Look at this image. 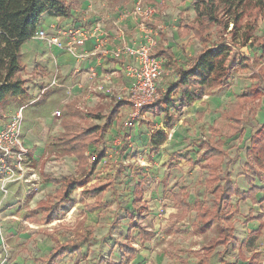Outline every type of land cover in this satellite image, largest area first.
I'll list each match as a JSON object with an SVG mask.
<instances>
[{"label": "rangeland", "instance_id": "obj_1", "mask_svg": "<svg viewBox=\"0 0 264 264\" xmlns=\"http://www.w3.org/2000/svg\"><path fill=\"white\" fill-rule=\"evenodd\" d=\"M67 1L73 4L75 15H79L80 2ZM118 1L134 5L132 14L139 23L138 27L142 20L145 21L148 29L157 31L155 39H162L168 45L174 55L173 64H167L169 68L174 64L188 67L205 48L229 43L231 54L227 63L231 67V76L222 88L213 90L181 112H175L173 123L163 113L146 110L144 113L148 121L140 120L134 128L127 129L125 121L128 114L124 110L127 104L123 103L110 131H106L110 135L107 148L100 142L96 150H89L90 154L104 151L105 157L92 172L91 180L85 187L107 184V189L96 195H86L84 187L76 189L72 193L75 204L64 214L62 208L66 201L60 204L59 186L45 180L48 176L78 177L77 157L64 155L59 143L64 133L63 122L70 119L71 129L75 132L88 125L102 124L106 117H83L78 104L75 106L72 102L62 107V101L66 99L63 89L54 90L39 102L26 107L23 111V139L27 143L25 145L30 147L31 162L23 172L15 173L14 178L6 182L7 193H4L0 182V264H44L55 245V239L77 244L82 253L80 264H118L122 260L119 243L124 242L128 234L140 251L135 259L124 264H202L204 247L223 232L221 225L216 223L212 230L202 234L193 224L196 220V202L212 209L214 199L212 188L206 184L208 172L203 166L206 162L202 157L201 143L220 140L226 151L225 162L235 158L230 170L235 184L240 186V179L245 173L244 154L250 145V135L264 123V97L260 102L251 104L252 111L246 113L242 124L244 131L241 133L233 134L235 125L225 116V112L248 86L258 81L264 86V79L255 78L258 68L253 70L240 64L243 58L250 63L260 59L264 64L263 47L250 41L243 44L241 37H233L232 23L226 29L216 26L209 28L205 41L186 33L184 25L195 17L192 0ZM220 16L224 21L229 19L222 14ZM244 23L245 20H242L240 25ZM255 35H264V20H259ZM32 38L27 46L29 48L24 47L30 62H33L30 57L34 51L43 50L44 54L48 51L53 54L54 50L35 35ZM135 41L138 42L137 39ZM168 67L162 79L164 91L175 82V73ZM22 71L24 78L36 73L32 66ZM30 98V94L25 100L11 97L3 112L13 115ZM112 102L102 106L101 112L105 116L110 114V107L114 106ZM90 109L86 114L90 113ZM57 111H61L59 116ZM260 112L262 116L257 118ZM7 120L0 118V125H5ZM158 128L166 130L168 137L159 152L153 153L150 136ZM85 155L91 159L88 151ZM188 156L193 161L199 159L200 163L192 162V165L186 158ZM247 172L256 175L252 170ZM255 178L259 185L264 184ZM139 181H142L140 209L149 213L140 222L128 215L133 210L135 194L139 192ZM183 202L188 205L187 208ZM237 207L239 212L234 217V235L239 243H245L240 248L230 245L226 257L231 264L236 261L242 264L250 258L264 264V226L257 230L260 225L257 217L261 214L264 220V204L262 212L254 208L248 210L234 197L226 210L232 211ZM54 209L59 219L48 223L47 217ZM139 229L151 231L148 241L142 242ZM222 249L221 245L216 247L208 264H220L217 253ZM75 256L68 254L58 264H72ZM100 259L105 261L100 262Z\"/></svg>", "mask_w": 264, "mask_h": 264}, {"label": "trees", "instance_id": "obj_2", "mask_svg": "<svg viewBox=\"0 0 264 264\" xmlns=\"http://www.w3.org/2000/svg\"><path fill=\"white\" fill-rule=\"evenodd\" d=\"M193 9L195 18L188 25L187 30H191L194 35L200 39L206 40V33L209 28L214 26L226 29L229 23L233 24L231 34L233 37H241L243 44L259 43L264 49V35L259 37L255 35L256 28L260 19L264 20V0H193ZM72 4L66 0H0V112L9 102L11 97H19L25 100L29 96L28 89L25 88L26 80L21 77V71L25 64L22 61V46L31 39L39 29L45 15L69 18L72 14ZM229 17L226 21L222 17ZM245 20L244 25H240ZM158 44V43H157ZM157 54H165L171 63L174 56L171 50L163 49L161 44L156 46ZM231 54L229 43H219L215 46L205 48L201 51L195 62L188 66L174 65L177 74L176 81L162 94V96L149 107L150 110L164 117L171 123L175 121V112L179 113L183 108L193 105L197 100L210 94L215 89L222 88L231 76V67L228 66V59ZM247 62V63H245ZM245 63V64H244ZM244 67L258 68L255 78L264 79V65L260 59L250 63L243 58L241 63ZM264 97V86L260 81L248 86L244 93L237 97L232 103L226 115L230 118L235 127L234 133L243 132L242 114L245 110L252 111L251 104L260 102ZM121 105H118L102 124L88 125L79 131H72L70 123L64 121V133L59 139V143L64 155H75L78 159V177H46V181L54 182L60 186L58 193L61 195V203L66 201L63 213L71 210L75 204L72 199V193L84 187L83 192L89 195H96L107 189V184H92L85 187L91 180L92 172L96 169L100 161L105 157L104 151H97L92 155V159L86 157V151L89 144H98L106 131L112 124L115 115L118 113ZM260 107V105H256ZM255 107V108H256ZM100 110H93L90 113L101 116ZM168 132L158 128L150 136L151 150L158 153L161 145L166 141ZM202 157L205 158V165L208 171L207 185L212 188L213 208L210 209L199 201L196 202L197 219L194 222L195 228L205 233L211 230L214 225L220 224L222 234L217 237L210 245L204 248V261L208 262L216 246L230 244L236 247L237 239L234 237V225L232 219L238 212V209L227 211V204L233 197H238L239 201L251 199L256 202V194L264 191V186L255 184V176L264 183V123L260 125L250 136V145L246 149V163L244 171L250 184L248 190H242L232 180L230 164L235 160L229 159L223 168L226 151L220 140L216 142L205 141L201 143ZM187 159L193 164H199L200 160L193 161L190 157ZM252 170L255 176L247 172ZM142 181H139L133 199V210L128 213L132 219L142 221L148 214L140 209L142 202L141 192ZM187 207V204H183ZM55 209L47 217V222H52L56 217ZM262 218V216H261ZM139 235L142 241H147L150 232L140 229ZM127 240L119 243L122 251V260L118 264L127 263L132 260L139 249L134 246L131 235H127ZM67 254H76L73 264H79L82 259L81 251L77 244L62 243L55 239V246L48 253L44 264H57V261ZM223 253H220L222 264ZM101 260L100 262H102ZM245 264H259L256 260L250 259Z\"/></svg>", "mask_w": 264, "mask_h": 264}, {"label": "built area", "instance_id": "obj_3", "mask_svg": "<svg viewBox=\"0 0 264 264\" xmlns=\"http://www.w3.org/2000/svg\"><path fill=\"white\" fill-rule=\"evenodd\" d=\"M131 12H125L128 15ZM143 41L137 46L123 43L121 47L109 49L107 37L101 22H97L92 28L84 25H70L62 27L54 23L46 28H39L35 37L43 41L50 49H59L73 56L79 63L76 73L81 69V63L87 62L92 57L106 59L112 57L121 62L119 71H98L97 66H90L87 77L78 85L85 90L82 99L78 101L79 109L86 114L92 105V101L112 98L118 104L127 101L130 106L128 118L125 121L127 129L134 128L140 120H146L145 111L149 109L165 92L162 88V79L165 72V61L155 54L157 31L148 29L142 23ZM122 34V30L119 29ZM94 39L92 52L87 51L86 43ZM58 73H55L49 82H44L30 103L38 101L52 87L59 86ZM122 79L123 83L119 81ZM120 81V82H122ZM74 86L66 89V99L62 104L74 97ZM25 106L13 113L5 125L0 128V182L2 189L7 193L5 184L14 178L15 173L23 172L28 164L30 149L23 139V123ZM59 116L61 111H57ZM148 121V120H146ZM108 143H104L107 148ZM93 155V154H92ZM95 155V154H94ZM93 157L91 156V159Z\"/></svg>", "mask_w": 264, "mask_h": 264}, {"label": "crops", "instance_id": "obj_4", "mask_svg": "<svg viewBox=\"0 0 264 264\" xmlns=\"http://www.w3.org/2000/svg\"><path fill=\"white\" fill-rule=\"evenodd\" d=\"M67 1V0H66ZM68 2V1H67ZM78 2H80V10H79V15H75V13H74V6H73V4L72 3H70V2H68V3H70V4H72V10H71V12H72V14H71V16L69 17V18H60V17H53V16H48V15H45L44 16V19H43V21H42V24L40 25L41 27H39V28H46V27H48L47 25L45 26V24H48V23H50V25H51V23H53V22H55L56 21V23H58V21L59 20H61V22H60V25H66V26H70V25H84V26H86V27H91V26H93V25H95L97 22H101L102 23V25H103V28H104V30H105V35H106V37H107V40H108V42H107V47L109 48V49H116V48H118V47H121L122 45H123V43H127L128 45H130V46H137V45H139L142 41H143V33H144V31H143V29H142V23H145V21H143L142 20V22L140 23V25H139V27H138V22H136V18H135V16L132 14V13H130V14H128V15H124V13L125 12H131L132 11V9L134 8L133 6L134 5H130V3H124V2H119L118 0H78ZM192 2H193V0L191 1V4H192ZM192 7H193V5H192ZM194 10V9H193ZM194 13H195V11H194ZM195 18V17H194ZM194 20V19H193ZM192 20V21H193ZM262 20V19H261ZM191 21V22H192ZM191 22L188 24V25H190L191 24ZM54 24V23H53ZM188 25H184V29L183 30H185V32L186 33H192L193 35H194V33L191 31V30H187V28L186 27H188ZM119 29H121L122 30V34L119 32ZM137 31V32H136ZM142 32V33H141ZM135 34L137 35V36H135ZM195 36V35H194ZM196 37V36H195ZM261 37V36H260ZM138 40V42H136L135 40ZM33 40V38H31V39H29L28 41H26L24 44H23V46H22V61H23V63L25 64V68L26 69H28L30 66H32V68H34L35 70H36V73L34 74V75H30L29 77H27V78H24L23 76H21V77H23V79H25L26 80V83H25V88H27L28 89V92H29V94H30V96H31V98H30V100H29V102L25 105V108L26 107H28L29 105H32V104H34V103H36V102H34V103H30L31 102V100H32V98L34 97V95H36V93L38 92V90L40 89V87L43 85V83L44 82H49L50 81V79H52V77H53V75L55 74V73H58V77H59V83H60V85L59 86H54V87H52L43 97H41L39 100H38V102L40 101V100H42L48 93H50V92H52V91H54V90H58V89H63V91L65 92V94H66V89H67V87L68 86H74V88H73V93H74V97H72V98H70L69 100H68V102H72V103H74L75 104V106H76V104L78 103V101L79 100H81L82 99V96L84 95V91L85 90H83L78 84L80 83V82H82V80H85L86 79V77H87V69L90 67V66H97V68H98V71L99 72H101L102 70H104V71H107V72H113V71H119V68L121 67V62L120 61H118L117 59H114V58H112V57H108V58H106V59H100V60H98V58H96L95 56L94 57H92V59L91 60H89V61H87V62H83V63H81V69H80V71H79V73L77 72L76 73V68H77V64L79 63L74 57H72L71 55H69L68 53H65V52H63V51H61V50H59V49H53L54 50V52H53V54H51L49 51H48V53H46V54H44V52H43V50L42 51H40V52H38V51H34V53H32L31 55V57L30 58H33L32 60H33V62H30L29 61V58H28V55H27V49H26V51L24 50V47L26 46V48H29V47H27L28 46V44L30 43V41H32ZM43 42V41H42ZM158 44H161V46L163 47V49H166V50H171L169 47H168V45H166L163 41H162V39H159L158 40ZM157 44V45H158ZM156 45V46H157ZM262 46V45H261ZM86 49H87V51H89V52H92L93 51V49H94V39H90L87 43H86ZM155 50H156V47H155ZM264 50V49H263ZM173 53V52H172ZM155 54L157 55V56H159V57H161V58H163L164 59V61H165V68L166 67H168V66H170V64H173V62L171 61V63L170 62H168L167 63V61H168V57L165 55V54H157L156 53V51H155ZM25 55H27V58H25L26 56ZM49 55V57H47ZM174 56V55H173ZM27 59V60H26ZM167 64H169L168 66H167ZM174 65H176V64H174ZM177 65H179V64H177ZM262 65H264L263 63H262ZM182 66V65H181ZM24 68V69H25ZM169 68V67H168ZM169 70H171L172 72L174 71V80L176 81V79H177V74H176V72H175V70H174V66H172V68H169ZM257 71H258V69H257ZM21 73L23 74V71H21ZM20 73V74H21ZM120 81H122V79H120ZM119 81V83L120 84H122L123 83V81L122 82H120ZM262 86V85H261ZM100 97L102 98V99H98V100H94V101H92V105L90 106V112L91 111H93V110H100L101 111V109H102V106H104L105 104L106 105H109V102H112L111 101V98H107V99H105V97H103V96H101L100 95ZM65 98H66V96H65ZM263 98V97H262ZM237 99V98H236ZM198 101V100H197ZM236 101V100H235ZM234 101V102H235ZM122 102V103H121ZM120 103H118V104H116L115 102H114V106L113 107H110L111 109V111H110V113L113 111V110H115V108L118 106V105H122L123 103H125L126 102V107L124 108V110L127 112V114H128V112H129V110H130V106H129V104L127 103V101H121ZM233 102V103H234ZM105 103V104H104ZM113 103V102H112ZM67 104V103H66ZM194 104V103H193ZM232 105V104H231ZM230 105V106H231ZM63 106H65V104L64 105H62V107ZM229 106V107H230ZM107 107V106H106ZM260 107H261V105H260ZM259 107V108H260ZM24 108V109H25ZM121 108H122V106H120V109H119V111H118V113L115 115V117H114V120H115V118L117 117V115L119 114V112H120V110H121ZM258 108V109H259ZM76 109H77V107H76ZM148 110H150V109H148ZM228 110H229V108H228ZM150 111H152V110H150ZM153 112V111H152ZM250 113L249 112V109L248 110H245L244 112H243V114H242V118L245 120V117H246V113ZM101 113V116L99 117V116H97L96 114H91V113H89V114H82V116L83 117H89L90 119L91 118H101V117H108V116H105V114L103 113V112H100ZM226 113L227 112H225V116H227L226 115ZM104 114V115H103ZM94 115V116H93ZM81 116V117H82ZM262 115H261V112L256 116L257 118H260ZM10 116L9 115H7V114H5L4 112H3V110L0 112V118L1 119H8ZM228 117V116H227ZM264 117V116H263ZM230 119V118H229ZM113 120V121H114ZM231 120V119H230ZM244 120H243V122H244ZM65 121H68L69 123H71V121H70V119H68V120H65ZM232 121V120H231ZM63 122V121H62ZM233 122V121H232ZM264 122V121H263ZM113 123V122H112ZM4 124H1L0 125V128L3 126ZM112 125V124H111ZM110 125V126H111ZM114 125H115V123H114ZM110 126L107 128V129H109L110 128ZM63 127H64V125H63ZM259 127V126H258ZM107 129H106V131H107ZM111 129H113L114 130V127L112 126V128ZM256 130V129H255ZM64 131H65V128H64ZM105 131V133H104V135H103V138H102V140L100 141L101 143H108V141H109V133L108 132H106ZM109 131H110V129H109ZM112 131V130H111ZM238 133H241V132H238ZM23 134H24V130H23ZM233 134H234V132H233ZM251 136V135H250ZM100 142H99V144H100ZM25 144H27L26 142H25ZM27 146V145H26ZM97 146H98V144H96V143H94V144H89V146H88V155H92L93 153H89V150L90 151H94V150H96L97 149ZM29 149H30V147L29 146H27ZM247 149V148H246ZM73 156H75V155H73ZM76 157V156H75ZM189 157V156H188ZM187 158V157H186ZM226 158V157H225ZM244 158H246V150H245V154H244ZM30 159H31V157L30 158H28V163H30L31 161H30ZM78 160V159H77ZM89 161H90V158H89ZM190 162V161H189ZM227 162V161H226ZM226 162H224V163H226ZM191 163V162H190ZM246 163V162H245ZM245 163H244V165H245ZM192 164V163H191ZM193 165V164H192ZM231 165V164H230ZM224 166V165H223ZM230 167V166H229ZM224 168V167H223ZM208 172V171H207ZM230 172H231V170H230ZM231 176H232V174H231ZM207 179H208V175H207ZM232 180H233V176H232ZM259 180V179H258ZM46 182H48V183H52V184H55L54 182H50V181H46ZM233 182H234V180H233ZM240 182H241V184H240V186H238V185H236V186H238V187H240L242 190H248L249 188H250V184H249V182H248V180H247V177H246V173H244V175L242 176V179H240ZM261 182V181H260ZM139 183V182H138ZM235 183V182H234ZM255 184H257L258 186H260V187H262V186H264V184L263 185H259L257 182H256V179H255V182H254ZM206 184H207V181H206ZM56 185H58V184H56ZM59 186V185H58ZM59 188H60V186H59ZM59 188H58V190H59ZM141 188H142V186H141ZM59 194V193H58ZM234 198V197H233ZM232 198V199H233ZM236 198H238V197H236ZM239 200V199H238ZM264 191H260V192H258L257 194H256V202H253L251 199H248V200H246V201H240V203L242 204H245L246 206H247V209L248 210H251V209H253L254 208V210L255 211H257V210H259L260 212H262V204H264ZM261 201H263L262 202V204L260 203L259 204V202H261ZM183 204H185L184 202H183ZM185 208H187V207H185ZM194 209H195V211H196V208L194 207ZM237 209H238V207H237ZM146 211V210H145ZM145 211H143V212H145ZM69 212V211H68ZM147 212V214H148V216H149V213H148V211H146ZM238 212H239V210H238ZM238 212L236 213V214H238ZM64 214V213H63ZM235 214V215H236ZM235 215H234V217H235ZM147 216V217H148ZM261 216H262V218H261ZM146 217V218H147ZM145 218V219H146ZM258 219L257 220H259V222H260V225H259V227H258V229L257 230H260V229H262L263 228V226H264V220H263V215H259L258 217H257ZM59 219V218H58ZM145 219H143V220H145ZM196 219H197V211H196ZM56 220V219H55ZM142 220V221H143ZM196 221V220H195ZM194 221V222H195ZM232 221H233V225H234V218L232 219ZM194 224V223H193ZM215 226V225H214ZM195 227V226H194ZM214 228V227H213ZM212 228V229H213ZM196 229V228H195ZM211 229V230H212ZM140 230V229H139ZM143 230H146V229H143ZM197 230V229H196ZM234 230H235V226H234ZM146 231H148V230H146ZM198 231V230H197ZM210 231V230H209ZM150 232V235H151V231H149ZM199 232V231H198ZM208 232V231H207ZM207 232H205V233H207ZM199 233H201V232H199ZM203 234V233H202ZM222 234V233H221ZM220 234V235H221ZM219 235V236H220ZM218 236V237H219ZM234 237H235V235H234ZM150 238V237H149ZM236 238V237H235ZM216 239V238H215ZM214 239V240H215ZM237 239V238H236ZM126 240H127V238H126ZM125 240V241H126ZM149 240V239H148ZM147 240V241H148ZM213 240V241H214ZM238 241V240H237ZM133 242V241H132ZM142 242H144V241H142ZM146 242V241H145ZM245 243V241H243V242H241V243H239L238 242V245L236 246V247H234V245H232V244H230V245H232L233 246V248H237V247H241V245H243ZM134 244V243H133ZM230 245L228 246V247H230ZM55 246V245H54ZM134 246L135 247H137L135 244H134ZM218 246H220V245H218ZM221 246H223V249L221 250V251H219L217 254H218V259H219V261H220V264H222V260H221V258H220V253H223V260L224 261H226V264H231L230 263V261L227 259V257H226V253H227V250H229V248L228 247H225L224 245H221ZM79 247V246H78ZM206 247V246H205ZM204 247V248H205ZM217 247V246H216ZM138 248V247H137ZM53 249V248H52ZM80 249V248H79ZM139 249V248H138ZM215 250H216V248H215ZM215 250H214V252H215ZM81 251V250H80ZM140 251V250H139ZM213 252V253H214ZM139 253V252H138ZM137 253V254H138ZM204 253H205V251H204ZM213 253H212V255H213ZM82 254V253H81ZM68 255V254H67ZM71 255V254H70ZM74 255V254H73ZM76 255V254H75ZM204 255V254H203ZM212 255H211V257H212ZM66 256V255H65ZM137 256V255H136ZM136 256L133 258V259H135L136 258ZM64 257V256H63ZM62 257V258H63ZM211 257L209 258V260H208V262H203L204 261V257H203V261H202V264H208L209 263V261H210V259H211ZM62 258H60V259H62ZM75 258H76V256H75ZM59 259V260H60ZM132 259V260H133ZM250 259H254V260H256L255 258H250ZM250 259L249 260H244V262L242 263V264H245V263H247V261H250ZM58 260V261H59ZM82 260V259H81ZM101 260H103V261H105V259H100V261ZM132 260H130V261H132ZM58 261H57V264H58ZM75 261V260H74ZM74 261H73V263H74ZM102 261V262H103ZM129 261V262H130ZM257 261V260H256ZM81 262V261H80ZM121 262V261H120ZM258 262V261H257ZM72 263V264H73ZM128 263V262H127ZM259 263V262H258ZM80 264V263H79ZM124 264V263H123ZM234 264H239V261H236ZM260 264V263H259Z\"/></svg>", "mask_w": 264, "mask_h": 264}]
</instances>
